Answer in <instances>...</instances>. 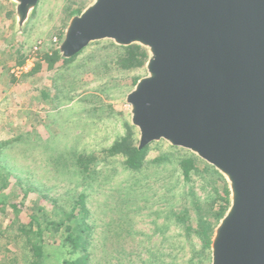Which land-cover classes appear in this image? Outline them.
<instances>
[{
	"label": "water",
	"instance_id": "water-1",
	"mask_svg": "<svg viewBox=\"0 0 264 264\" xmlns=\"http://www.w3.org/2000/svg\"><path fill=\"white\" fill-rule=\"evenodd\" d=\"M21 33L39 0H9ZM137 46L146 75L125 95L138 150L164 142L224 179L229 206L209 264H264V0H91L57 48Z\"/></svg>",
	"mask_w": 264,
	"mask_h": 264
},
{
	"label": "rangeland",
	"instance_id": "rangeland-1",
	"mask_svg": "<svg viewBox=\"0 0 264 264\" xmlns=\"http://www.w3.org/2000/svg\"><path fill=\"white\" fill-rule=\"evenodd\" d=\"M90 2L39 0L28 23L17 34L13 28L14 7L9 0H0V244L11 246L5 237L7 235L12 239L15 234L13 228H9L17 216L9 207L12 202L10 193L15 187L22 191L31 190L25 204L30 202L33 195L46 196L57 199V206L68 209L73 203L71 197L86 194L90 207H108L102 195L117 191L124 197L133 178H137L136 171L122 166L121 156L104 159L99 155L88 163L87 158L123 137L126 124L131 126L125 95L132 90L133 79L139 80L146 75V52L140 48L146 55L142 67L129 69H124L118 63L124 50L108 41L89 45L65 65L59 61L48 68L45 62H40L43 55L57 51L70 18ZM7 10L11 12L10 17L5 15ZM37 62H40V67L35 70ZM44 94H47L45 99L42 98ZM133 132V141L137 144L135 128ZM167 148L164 142L150 145L146 160L154 159L166 152ZM74 155L84 156L77 157L81 165ZM58 162L59 170L55 166ZM165 166L161 170L164 176L170 172V167ZM159 169L149 164L147 169L141 171L142 181L152 179L151 175L160 172ZM214 171L208 169L204 180L193 177L190 183H183L181 179L176 181V173L173 179L168 178L174 184L170 193L163 190L167 181L158 180L149 190L151 196L154 195L147 204L134 203V192L127 194L128 201L121 207L122 216L131 225V234L122 237L121 245L123 251L127 249L125 252H130V248L133 250L128 257L131 264H154L158 259L169 262V258L182 264L188 263L189 259L190 264L198 262V258L191 253V243L186 241L179 227L171 224L165 226L162 233L167 240L159 246L162 237L153 233L152 210L164 211L163 195L171 197L177 206L176 212L179 207H192V198L184 195L189 190L199 199L200 206L206 207L208 199L212 198L213 187L221 188L225 184L227 189L224 179H217L219 174L215 171L216 175ZM18 193L16 197H20ZM114 200L120 203L119 198ZM153 203L156 207H149ZM219 205L225 208V213L229 206V194L228 205L217 202L216 210L207 216L206 220L212 224L215 223L212 216ZM96 218H99L98 213L92 219L101 224L102 221ZM158 222H163V219L160 218ZM173 244L180 248L170 256L169 249ZM192 244L197 251V241H192ZM17 250L19 259L27 253L22 248ZM62 254L57 246L47 247L45 251L49 264L60 261ZM126 261L122 263L126 264ZM209 262L210 249L208 261L202 264Z\"/></svg>",
	"mask_w": 264,
	"mask_h": 264
},
{
	"label": "trees",
	"instance_id": "trees-1",
	"mask_svg": "<svg viewBox=\"0 0 264 264\" xmlns=\"http://www.w3.org/2000/svg\"><path fill=\"white\" fill-rule=\"evenodd\" d=\"M10 13V10H7L5 15L10 17ZM78 13L79 11H76L74 14ZM122 49L124 50V54L120 57L121 59H118V63L124 69L142 67L146 55L140 48L131 46ZM59 61H62V64L65 65V62L68 60L61 59L55 50L51 54L43 55L40 62H45L48 68H51ZM40 62L36 63L35 70L40 67ZM137 80L136 78L133 79L132 85H135ZM45 97H47V94H44L42 98L45 99ZM125 130V135L115 140L111 146L87 158L88 163L97 159L99 155L104 159L121 156L123 158L122 166L129 171H136V174L138 173L137 178L134 177L130 187L127 188L124 197L117 191L105 193L102 196H104V200L106 199L105 201H107L108 207H90L87 202L88 196L86 194H80L71 197L73 203L67 209L66 207L57 206V199H48L46 196L35 197L33 195L30 202L25 204L24 201H26L28 193L31 190L27 189L26 191H22L20 188L15 187L10 193L12 202L9 203L11 210L17 213V216L14 217L15 223H10L9 225V228H13L15 234L12 239L7 235L5 237V241L12 244L11 246L8 244H0V264H19L20 262H24V264H49V259L45 257V251L47 247L51 246H57L63 253L60 261L53 264H124L122 261L126 260V264H131V260L128 257H130L133 250L130 248V252H125L127 249L123 251L121 245L122 237L131 234V225L129 224V220L122 216L121 207L128 201L126 199L127 194L129 195L130 192H134V203L143 202L147 204L153 200L152 196L154 195L153 193L151 196L149 190L158 180L165 179L167 181V185L163 190L166 193H170L174 184L168 178L171 177L173 179L174 174H178L176 176L177 178L175 177L176 181H180L179 179H181L183 183H190L193 177L203 179L205 173H208V169L214 171L212 167L206 165L189 152L186 153V151L183 153L184 151L182 149L180 150L169 146L166 152L148 161L146 160V155L149 152L150 145L157 143H152L138 150V143L134 144L132 137L134 133L133 128L126 124ZM77 157L84 156L77 155L76 159ZM76 161L78 162V159ZM77 162L76 165L78 163L80 164V162ZM149 164L160 168V172L156 171L154 175H151L152 179L149 178L142 181L141 171H143L142 169H147ZM55 166L59 170L60 162ZM163 166L165 168L167 166L170 167V172L165 176L163 171H161ZM216 175L218 174L216 173ZM217 179L223 181L220 175H218ZM16 192H19L20 197L15 196ZM228 194L225 184L221 188L213 187L212 198L208 199L206 207H201L199 199L189 190L184 192V195L192 198L191 203H193V206L179 207L178 212L175 211L177 206L173 204L171 197L169 196L167 198L163 195L162 200L165 202L164 211L160 209L152 210L154 219L151 221L154 225L153 233L162 237L159 246L167 240L163 238L162 233L165 226L171 224V226L179 227L186 241L191 243V253L198 258L196 264H202L204 261H208L210 239L213 229L216 225L215 223L223 217L225 208L219 205V209L212 216L215 220L214 224L210 223L206 218L210 212L216 210L215 205L217 202L222 201L224 205H228ZM116 198H119V204L117 202L115 203L114 199ZM158 202L159 200H157L156 204ZM145 207H142V209ZM149 207H156V205L153 203ZM189 208H191L190 211ZM97 213L99 218L96 219L102 221L99 225L92 219ZM160 218L163 219V222H158ZM194 240L198 244L197 251L192 244ZM18 248H22L23 251L27 252L22 256V259H19L17 256ZM178 248L180 247L177 244L171 245L169 255L171 256ZM12 253L16 254L14 255ZM9 255L10 257L8 258ZM169 260V262H165L164 259H158L154 264L183 263H176L174 258H169ZM190 263L191 260L189 259L188 263L185 264Z\"/></svg>",
	"mask_w": 264,
	"mask_h": 264
},
{
	"label": "built area",
	"instance_id": "built-area-1",
	"mask_svg": "<svg viewBox=\"0 0 264 264\" xmlns=\"http://www.w3.org/2000/svg\"><path fill=\"white\" fill-rule=\"evenodd\" d=\"M34 50H36V48Z\"/></svg>",
	"mask_w": 264,
	"mask_h": 264
}]
</instances>
